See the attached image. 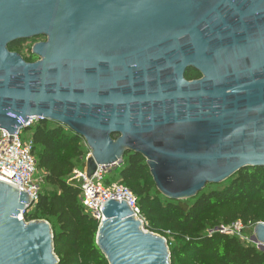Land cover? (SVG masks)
<instances>
[{
	"label": "water",
	"instance_id": "water-1",
	"mask_svg": "<svg viewBox=\"0 0 264 264\" xmlns=\"http://www.w3.org/2000/svg\"><path fill=\"white\" fill-rule=\"evenodd\" d=\"M41 36L35 63L8 48ZM33 117L85 140L89 178L142 155L170 200L264 167V0H0V130ZM27 205L0 181V264H59L50 224L18 219ZM103 214L109 264H171L125 202ZM252 240L264 251V223Z\"/></svg>",
	"mask_w": 264,
	"mask_h": 264
},
{
	"label": "trees",
	"instance_id": "trees-1",
	"mask_svg": "<svg viewBox=\"0 0 264 264\" xmlns=\"http://www.w3.org/2000/svg\"><path fill=\"white\" fill-rule=\"evenodd\" d=\"M38 39L46 41L41 36L14 42L8 48L35 63L39 57L33 54V45L26 54L18 48ZM198 76L189 69L186 79ZM28 131L44 184L36 208L25 214V220L50 224L59 264H109L97 245L99 222L86 212L81 187L69 181L75 170L86 168L90 149L85 140L51 121H40ZM115 179L136 195L147 230L167 240L171 264H264V251L216 231L237 221L253 226L264 223V167L242 169L217 184L218 189L206 192L213 186L207 185L194 198L170 200L158 190L147 160L128 151L122 164L108 171L105 185L116 183ZM208 229L213 233L208 234Z\"/></svg>",
	"mask_w": 264,
	"mask_h": 264
},
{
	"label": "built area",
	"instance_id": "built-area-1",
	"mask_svg": "<svg viewBox=\"0 0 264 264\" xmlns=\"http://www.w3.org/2000/svg\"><path fill=\"white\" fill-rule=\"evenodd\" d=\"M40 121H43L40 117L30 118L24 124V128L19 129L14 135L0 130V180L14 186L28 196L30 205H27L25 210L18 216V219L26 224L39 221H26L25 214L33 211L40 200L44 175L38 170L31 137L23 140L21 135L23 130L30 129ZM111 168L113 167L99 166L91 178L88 177L86 171L75 170L69 181L76 182L81 187L82 204L86 212L99 222V226L105 220L104 205L109 200H115L125 202L132 211L134 219L141 223L143 231L145 233L149 232L146 218L138 205L136 195L127 186L120 183L105 185V176ZM249 227L253 230L250 234H247L246 230ZM254 228L253 225H246L241 221H237L228 226H221L216 231L229 236H237L246 244H253L261 250L262 245L252 240Z\"/></svg>",
	"mask_w": 264,
	"mask_h": 264
},
{
	"label": "rangeland",
	"instance_id": "rangeland-1",
	"mask_svg": "<svg viewBox=\"0 0 264 264\" xmlns=\"http://www.w3.org/2000/svg\"><path fill=\"white\" fill-rule=\"evenodd\" d=\"M40 42H45L44 40H37V41H29V42H26V43H23L22 45H20L19 46V48H18V51H20V52H22L23 54H26L27 53V50H28V48L30 47V46H34L35 44H37V43H40ZM29 135H30V132L28 131V130H23V132H22V135H21V138L24 140V139H27L28 137H29ZM91 156V151L90 152H88L87 154H86V157H87V159L89 158ZM79 164H82V161L79 163ZM112 169V168H111ZM111 169L109 170V171H111ZM84 171H86V168L84 169ZM114 182H116V183H119L120 182V180H116L115 179V181ZM220 186H216V185H213V186H211V187H209L207 190H206V192H209V191H211V190H216V189H218ZM253 229H251V227H249V228H247V230H246V233L247 234H250V232L252 231ZM207 233L208 234H211V233H213V231H212V229H208L207 230ZM174 240V239H173Z\"/></svg>",
	"mask_w": 264,
	"mask_h": 264
},
{
	"label": "flooded vegetation",
	"instance_id": "flooded-vegetation-1",
	"mask_svg": "<svg viewBox=\"0 0 264 264\" xmlns=\"http://www.w3.org/2000/svg\"><path fill=\"white\" fill-rule=\"evenodd\" d=\"M192 69V71H194L196 74H200L201 76L199 77H197V78H195L194 80H200V79H202V74L198 71V70H196V69H194V68H191ZM189 70V69H188ZM188 70L186 71V73H185V78H186V74L188 73ZM194 80H192V81H194ZM189 81V80H188Z\"/></svg>",
	"mask_w": 264,
	"mask_h": 264
},
{
	"label": "bare ground",
	"instance_id": "bare-ground-1",
	"mask_svg": "<svg viewBox=\"0 0 264 264\" xmlns=\"http://www.w3.org/2000/svg\"><path fill=\"white\" fill-rule=\"evenodd\" d=\"M0 181H3V180H0ZM4 182V181H3Z\"/></svg>",
	"mask_w": 264,
	"mask_h": 264
}]
</instances>
